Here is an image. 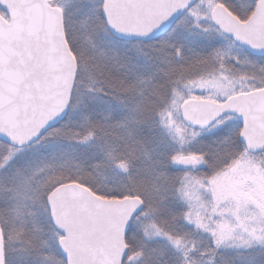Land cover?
I'll return each instance as SVG.
<instances>
[{
    "label": "snow or ice",
    "instance_id": "obj_1",
    "mask_svg": "<svg viewBox=\"0 0 264 264\" xmlns=\"http://www.w3.org/2000/svg\"><path fill=\"white\" fill-rule=\"evenodd\" d=\"M0 264H264V0H0Z\"/></svg>",
    "mask_w": 264,
    "mask_h": 264
}]
</instances>
